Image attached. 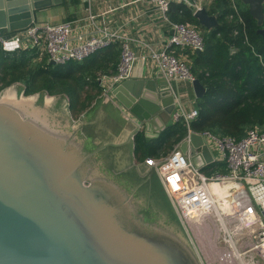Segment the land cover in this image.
Segmentation results:
<instances>
[{
    "label": "water",
    "instance_id": "1",
    "mask_svg": "<svg viewBox=\"0 0 264 264\" xmlns=\"http://www.w3.org/2000/svg\"><path fill=\"white\" fill-rule=\"evenodd\" d=\"M241 1L262 27L264 0ZM64 2L0 0V38ZM193 15L208 30L220 24L205 6ZM23 89L13 82L0 93V264H205L152 163L133 164L137 125L158 137L184 104L180 84L160 73L129 78L113 91L128 117L104 95L77 121L63 94L23 97ZM192 89L196 98L207 94L199 78ZM179 147L199 170L215 162L197 131ZM128 180L143 184L145 204L177 229L169 218L163 228L139 215Z\"/></svg>",
    "mask_w": 264,
    "mask_h": 264
},
{
    "label": "built area",
    "instance_id": "2",
    "mask_svg": "<svg viewBox=\"0 0 264 264\" xmlns=\"http://www.w3.org/2000/svg\"><path fill=\"white\" fill-rule=\"evenodd\" d=\"M151 1L161 12L168 36L160 48L143 43L146 49L144 58L150 59L157 69L156 73L164 74L171 83L187 81L192 84L196 78L192 72V56L198 50H205V35L197 24L173 21L169 12L175 3L187 6L194 13L205 6L207 1L213 0ZM231 1L239 21L245 25L238 0ZM105 13H90L87 18L74 21H37L27 30L10 38H0V42L6 51L32 50L37 58H47L55 64L82 62L99 50L120 43L121 59L116 72L101 74L97 78L104 89V95L109 98L124 80L134 77V69L141 55L132 47L129 37L111 27ZM182 97L184 104H178L170 123L183 122L189 133L194 131L191 125L199 117V109L185 108L187 101L195 100L190 93L184 91ZM199 133L208 139L217 155L213 164H223L224 171L211 167L213 170L210 169L211 172L205 174L203 170L206 167L203 170L197 169L182 152L179 144L167 155L148 157L144 161H150L156 169L181 221L188 224L195 221L206 227L203 223L210 214L218 212L220 206H227L226 212L234 203L241 201L250 207L252 199L264 218V127H250L241 139L210 130ZM214 184L228 188L227 194L234 198L233 201L220 205ZM192 211L194 217L191 215ZM261 221L263 224L257 231L255 248L264 259V219Z\"/></svg>",
    "mask_w": 264,
    "mask_h": 264
},
{
    "label": "trees",
    "instance_id": "3",
    "mask_svg": "<svg viewBox=\"0 0 264 264\" xmlns=\"http://www.w3.org/2000/svg\"><path fill=\"white\" fill-rule=\"evenodd\" d=\"M238 5L245 25L239 21L231 0H214L205 5L210 14L219 13L220 24L205 36V50L194 54L192 72L206 86L207 94L196 98L199 117L191 127L198 132L210 130L241 139L250 127H264V33L258 32L264 29V24L257 25L241 0ZM169 14L174 21L201 26L192 10L182 4L174 3ZM120 53V47L115 44L82 62L52 64L44 58L35 64L34 51L9 52L0 44V93L14 81L23 82L28 95L42 88L50 89L52 82L57 81L68 84L65 90L72 92L70 106L78 108L77 102L91 100L92 91L102 90L98 74L116 72ZM39 81L43 85L36 86ZM87 83L92 90L84 99L79 92ZM187 134L188 128L183 122L169 124L155 139L148 138L143 130L137 131L134 137L136 157L145 160L167 155ZM211 167L221 170L217 164L205 169Z\"/></svg>",
    "mask_w": 264,
    "mask_h": 264
},
{
    "label": "rangeland",
    "instance_id": "4",
    "mask_svg": "<svg viewBox=\"0 0 264 264\" xmlns=\"http://www.w3.org/2000/svg\"><path fill=\"white\" fill-rule=\"evenodd\" d=\"M199 28L206 36V28L200 25ZM41 61L42 60L37 57L34 59L35 64H39ZM101 74L105 73H100L98 76ZM14 82L24 87L22 96H28V94H25L26 88L24 83L20 81ZM38 84L43 85V83L40 81L36 83V86H38ZM8 86L4 87L3 90H5ZM66 86H68V84L65 85L62 82L54 81V83L52 82L50 89L42 88L41 91L46 92L47 96L63 94L67 98L68 112L75 121L79 120L102 96H104L103 88L102 90L98 91L99 93L92 91L91 94L94 97L91 100L89 98L85 101L81 100L77 102L78 108H72L69 106V104L73 102L71 100L72 92L70 90H65ZM91 90V84L87 83L85 88L80 90L79 94H81V96L85 99ZM182 90L188 91L191 94V97L194 95L192 87H183ZM108 99L116 107L118 106V103L115 102V99L111 94ZM74 103L76 104V102ZM221 170H224V168H221ZM203 172L205 174H209L211 170L208 168V170L204 169ZM225 193L227 194V191H225ZM225 196H218L220 205L231 202L230 199H232V201L234 199L233 197H230L229 199L227 195ZM250 205L251 206L248 207L245 206L242 201L240 203L237 202L234 203L233 207L229 208L227 212L225 211L227 206H220L218 212L215 211L213 214H210L207 221L203 223L206 224V228L209 227L207 232L206 228L204 229L202 225L196 224L195 221L191 222L190 224L182 222L189 238L193 241L197 250L201 253L205 264H264V259H262L261 254L255 248L257 231L263 224L261 219L263 220L264 218L260 210L257 208V203L253 199L251 200Z\"/></svg>",
    "mask_w": 264,
    "mask_h": 264
},
{
    "label": "crops",
    "instance_id": "5",
    "mask_svg": "<svg viewBox=\"0 0 264 264\" xmlns=\"http://www.w3.org/2000/svg\"><path fill=\"white\" fill-rule=\"evenodd\" d=\"M213 1H209V2L207 1L204 5L209 4ZM104 12H106L105 17L107 21L111 23V27L115 30L117 29L121 34L129 37L131 39L132 47L135 48L138 51V53L141 55V58L137 62L134 69V77H153L154 75H156L157 69L156 67H154L153 62L148 58L147 59L144 58L146 49L144 48L143 43L150 44L152 46L160 48L166 42L165 40L166 37L168 36V32L166 26H164L162 23L161 12L151 0H90V2L88 0H65L64 4L62 5H58L56 7H52L41 12L38 15L37 20L38 22H43V21L57 22L64 20L74 21V20L85 19L88 17L90 13L100 14ZM209 31L210 30L206 29L207 34L210 33ZM116 45L117 47H120L121 50V44L117 43ZM200 53L202 52H199L198 54ZM120 59H121V53L119 57V62ZM193 60H194V55L192 56V61ZM179 84L181 88L192 87V84L187 81L180 82ZM111 95L115 99V102L118 103L117 107L126 116H128L126 109L123 107L122 104H120L117 101L113 92ZM192 98L195 99L192 102L185 101L186 102L185 108L187 110L191 108H199V104L196 99V96L192 95ZM130 120L135 123L133 119ZM159 124H161V121H159ZM137 126L139 127L137 131H139L140 126L139 125ZM136 132L133 134V136L136 134ZM155 138L157 137H152L150 139H155ZM132 156H133V164L135 166L144 163L145 161L144 159L140 160L136 157L134 139H132ZM217 165H219V167L221 168H224L225 170V166L223 164H217Z\"/></svg>",
    "mask_w": 264,
    "mask_h": 264
},
{
    "label": "flooded vegetation",
    "instance_id": "6",
    "mask_svg": "<svg viewBox=\"0 0 264 264\" xmlns=\"http://www.w3.org/2000/svg\"><path fill=\"white\" fill-rule=\"evenodd\" d=\"M71 104H69L70 106ZM50 113V116L53 117L54 115V112L52 111H49ZM60 115L64 116V114L61 112ZM118 179L121 180L120 176H117ZM122 181V180H121ZM129 183H125V187L126 188H129V190L132 192V196H133V201L138 205V210L140 212H142L141 214L139 215H143V217L146 219L147 217H151L152 221H154V223H157L159 226L161 227H166V221L167 219L169 218L170 222L173 221L169 216H164L162 217L161 213L158 212L156 209H153L152 206H151V203L150 201L145 204L144 201H146L142 195V191H144V188L141 187L143 184L141 183H133L132 181L128 180ZM142 203H141V202ZM144 202V203H143ZM143 204V205H142ZM145 204V206H144ZM174 223L175 222H171V225L173 226L174 229H177L175 226H174ZM169 225V224H168ZM177 232V231H176ZM180 237L183 239L184 242L185 239L182 235H180Z\"/></svg>",
    "mask_w": 264,
    "mask_h": 264
},
{
    "label": "bare ground",
    "instance_id": "7",
    "mask_svg": "<svg viewBox=\"0 0 264 264\" xmlns=\"http://www.w3.org/2000/svg\"><path fill=\"white\" fill-rule=\"evenodd\" d=\"M213 188L216 190V192H217V194H218V196H225V195H227L226 193H225V191H227V189L228 188H226L225 186H222V185H219V184H214L213 185ZM224 193V194H223ZM228 197H229V199H230V197H232V196H229V195H227ZM225 199V198H224ZM231 201H232V199H230ZM192 213V216L194 217V212L192 211L191 212ZM221 218H222V216H221ZM208 224V223H207ZM201 225V224H200ZM197 226V225H196ZM210 226V225H209ZM202 227L205 229L206 227H205V225H202ZM211 227V226H210ZM209 228V227H208ZM208 228H206V232H207V230H208ZM226 228V227H225ZM210 230V229H209ZM201 238V237H200ZM211 240V239H210ZM205 248V247H204ZM212 249V248H211ZM209 253V252H208ZM210 254V253H209ZM226 261V260H225ZM224 261V262H225ZM224 264V263H223ZM228 264V263H227ZM234 264V263H233Z\"/></svg>",
    "mask_w": 264,
    "mask_h": 264
}]
</instances>
